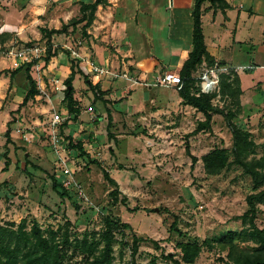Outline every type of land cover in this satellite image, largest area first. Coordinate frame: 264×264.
<instances>
[{"label":"rangeland","instance_id":"374dc122","mask_svg":"<svg viewBox=\"0 0 264 264\" xmlns=\"http://www.w3.org/2000/svg\"><path fill=\"white\" fill-rule=\"evenodd\" d=\"M81 1L88 0H69L67 4H62V7L58 8L57 15L53 16L54 23L61 27L63 23L79 18ZM113 1L118 4L113 15L120 16L121 11L128 13V34L132 42L136 44L139 54L146 50L167 60L170 47L168 39L171 37L175 39L178 34L189 37L191 33V16L187 15L183 6L181 9L178 8L176 3L178 0ZM57 2H62V0H48V11L52 12ZM182 2L190 5L188 0H182ZM190 6L189 11H191L192 4ZM103 10H108L106 5L103 6ZM104 12L103 15H105ZM65 13L66 21L63 18ZM50 14L45 13L46 20ZM100 20L102 22L104 18ZM136 21L140 23L141 32L136 29ZM37 23L39 26L42 22ZM54 23L51 25H55ZM45 24L48 25V22ZM83 25L84 22L70 26L63 33L54 34L51 37L52 51H55L56 55L66 56L69 61L75 59L79 62L82 57L97 59L95 56L99 55L103 59L108 56L114 58L115 63L118 61L120 65L119 67L107 65L110 70L117 73L125 72L121 71V54L118 57L113 55L116 49L122 47L121 42L114 40L120 29L108 24L99 25L94 21L88 27ZM31 27L34 28V24ZM26 31L30 36L33 35L31 28ZM29 43L48 44L45 39L29 41ZM24 45L26 43L23 44L18 40L7 41L1 46L0 54L8 56L7 50ZM72 51H76L79 57L74 56ZM261 58L264 62V54ZM249 59L251 58H247L245 62ZM102 65L106 66V64ZM39 66L38 69L32 67L31 70L35 73L37 82V78L45 77L43 74L45 65L41 66L39 62ZM206 67V65L203 66L200 73ZM170 71L173 70L170 69ZM84 75L89 76L85 72ZM83 76L80 74L75 81L76 92L79 86H87ZM248 77L249 75L244 76L246 83H248ZM108 78L111 79L112 76ZM117 78L119 77H113V80ZM158 87L160 93L171 102V106H166L164 117H146L145 120H137V117H116L115 128L111 124L109 130L103 126L97 129L100 135H103L104 141L106 138L109 142L115 140L113 141L115 149L113 148L111 154L107 155L109 157L107 165L104 163L105 160L101 162L111 176L119 178L121 175L122 182L118 184L120 194L117 196V202H113L109 196L108 192L113 187L103 178L101 167L91 163L89 155H83L81 160L75 161L74 153H72L78 151L74 148L75 142L72 136L66 138L67 135L62 132L65 138L61 144L62 151L66 150L67 164L70 169V175L64 177L62 168L57 163L58 160H54V156L57 159V155L51 147L49 134L43 132L44 136L41 135L38 138L43 142L44 149L38 161L39 166L24 164L19 152L16 155L11 154V159L15 161L12 163L9 161L5 174V177L9 175L10 177L6 179L4 174H0V223L14 222L17 224L25 218L29 229L36 219L45 234L58 227L62 230L68 227L71 237L76 235L80 238L83 233L87 232L90 238H98L104 229V218L106 216L113 219L118 218L128 223L130 227L119 228L114 233L112 264H175V260H179L180 264H185L180 260L181 252L178 243L194 240L204 243L205 239H210L212 246L203 245L198 257L191 264H230L227 258V248H223L218 243L228 232L232 231L236 233L234 242L238 246L247 248L257 246V243L249 236L241 234L242 229L248 225L239 217L248 208L246 197L263 190L264 182L255 184L243 166L231 162L233 160L232 133L227 122L222 115H215L211 117L210 130L191 134L197 122L203 120L204 117H192L187 114L189 111L184 110L183 102H180L181 107L176 104V99L180 94L174 88L163 87L159 84ZM142 89L144 88L136 86L134 94H141ZM53 96L62 102L57 95V89L53 92ZM90 100L91 98L87 97L82 104L86 106ZM231 100L229 97L218 95L213 99V103L221 107L232 108ZM53 108H51L52 114L56 112ZM261 110L263 114L253 119L245 117V113L240 110L232 121L247 129L251 134V139L257 143L254 152L247 156L246 161L256 163L263 159V166L258 168L263 172L264 107ZM140 122L154 129L148 135V139L153 144H148V152L144 158L137 160L134 158L130 161L126 157L127 154L140 146L131 144L130 147L127 141L131 139L129 137L126 139V136L130 135L131 128L133 131L139 130L142 127ZM44 125L50 132L49 120ZM116 134L122 135L118 138L120 140L116 141L114 137ZM94 140V137L86 138L88 143ZM3 141H5V133L0 124V165L4 164L2 154L5 148L1 145ZM214 147H224L230 151V164L218 173L207 174L201 158ZM114 150L116 155L112 153ZM93 154L96 160L102 157V153L97 155L94 152ZM128 155L130 156V153ZM193 156L196 158L195 161L192 160ZM21 167L29 172L27 173ZM128 177L138 178V181L128 184L126 180ZM65 180L70 181L66 186L63 185ZM54 181L61 183L66 189L68 187L67 197H60L54 191L52 187ZM123 196L126 197L125 203L120 201ZM256 205L258 211L255 223L258 227L264 228V200ZM67 221L70 222L69 225L66 224ZM134 237L140 240L137 241V251L132 254ZM166 254H169L171 258H165ZM65 264H87V262L82 255L75 254Z\"/></svg>","mask_w":264,"mask_h":264},{"label":"crops","instance_id":"0c3cea01","mask_svg":"<svg viewBox=\"0 0 264 264\" xmlns=\"http://www.w3.org/2000/svg\"><path fill=\"white\" fill-rule=\"evenodd\" d=\"M47 1L0 0V48L7 41L18 40L25 44L29 43V41L43 39L41 28H60L54 23L53 16L57 15L58 8L62 7V4L69 2V0L57 2L52 12L51 10L48 11ZM107 1L108 5L106 7L108 10H103V6L98 5L93 21L99 25L108 24L120 29L114 40L115 42H121L122 47L116 49L113 55L118 57L121 54V71H128V76L132 79L119 77L113 80V78L109 79L108 76L104 75L94 77L89 74L87 78H84L87 86H79L78 92H76L75 81L80 75L76 73L72 80L73 98L76 100L77 106L80 107V112L69 120L67 125L62 127L64 134L70 138L72 136V140L75 143L80 142L82 144L85 154H80L77 151L78 155L73 151L75 161L81 160L83 155H89L90 161L95 160L103 168L105 166L101 160H105V164L109 161L107 160L109 158L107 155L111 154V150L114 148L113 141L115 140L109 142L106 138L104 141L103 135H100L97 129L102 126L107 127L108 116L111 117L113 128H115L116 117H137V120H145L146 117H164L166 106H171V102L160 93L157 81L165 71H170V69L173 70L172 72L178 73L191 48V33L189 35L190 38L187 35L181 36L178 34L175 39L172 37L168 39L170 47L168 48L167 60L146 50L139 54L136 50V44L132 42L128 34L127 11H121L120 16H115L113 11L116 10L118 4L113 0ZM224 2L226 5L223 8L217 4L212 6L208 2L203 5L205 8L211 6L210 9L204 10L201 16L204 41L207 51L213 56L216 63L222 62V65L233 69L236 68L235 72L238 74L242 90L239 96L241 110L245 113V117H252L253 119L263 114L261 108L264 107V62L261 60V56L264 54V0H224ZM176 3L179 9L183 6L187 15L190 14V5L193 4V0H188L189 6L185 5L182 0H178ZM103 12L105 15H103ZM45 13H51L47 18L48 20L45 19ZM63 18L66 21V13ZM100 18H104V21L101 22ZM37 22L42 23L38 26L39 23ZM45 22H48V25ZM58 22L60 23L59 18ZM53 23L55 25H51ZM32 24H34V28L31 27ZM135 25L136 29L141 32L140 23L136 21ZM28 28L32 29V36L27 33L26 30ZM84 54L86 53L84 52ZM95 57L97 59L82 57L81 61H78V67L83 73L84 69H86L85 60L87 59L106 68H108L107 65L120 66L118 61L115 63L114 58L107 56L102 59L99 55ZM247 58L252 60L249 59L248 62H245ZM102 64H106V66ZM20 65L14 64L10 57L0 54V124L5 133L7 123L10 122V137L12 141L8 144L3 141L1 145L4 146L5 152H8L7 157L10 158V163L15 161L11 159V154L16 155L20 152L24 164L27 163L37 167L44 150L42 147L43 142L38 138L41 137L43 132L49 134L44 124L47 120L50 121V117H52L51 108L54 107L53 110H56L57 113L59 112L62 117H73V115L68 113L65 102H59L53 96L56 87L62 82L64 83L70 74V61L64 55L53 56L43 70L45 77L37 78V94L21 106L23 96L28 89L25 72L21 69L10 78V71ZM205 65V62H203L192 73V77L197 78L200 69ZM246 66L251 67L245 70L240 69ZM31 75L36 78L35 73L32 71ZM245 75H249L248 83L244 81ZM56 79L58 82L54 83L53 80ZM118 79L121 80L118 81ZM136 86L144 88L139 95L134 94ZM87 97L91 98V100L85 106L82 101ZM180 102H182L181 96L176 99V104L181 107L182 104ZM89 108L91 110H88ZM183 108L185 111H189L187 114L192 117H204L201 112H198L191 105L184 104ZM215 115L219 114H212V117H215ZM46 118L48 119L46 120ZM139 124L142 125L139 130L133 131L131 128L130 135L126 136V139L128 137L131 139L127 141L130 147L132 146L131 144L140 146L136 147L134 151H130V156L128 155L129 153L127 154L126 157L130 161L134 158L135 160L144 158L148 152V144H153L148 139V135L154 129L149 128L146 123L140 122ZM121 136L120 134L114 135L116 141L120 140L118 138ZM92 137L95 138L93 142H86V138L90 139ZM99 140L101 141L100 143ZM94 152L97 155L102 153L100 160H96ZM112 153L116 155L115 150ZM54 160H57L55 156ZM3 167L4 164L0 165V174H4V178L7 179L10 175L5 177L7 169L2 170ZM87 167L90 168L89 166ZM26 172L28 173L29 171L26 170ZM111 177L118 184L122 182L121 175L119 178L114 175ZM126 180L128 184H133L138 181V178L131 179V177H128Z\"/></svg>","mask_w":264,"mask_h":264},{"label":"trees","instance_id":"16d2710c","mask_svg":"<svg viewBox=\"0 0 264 264\" xmlns=\"http://www.w3.org/2000/svg\"><path fill=\"white\" fill-rule=\"evenodd\" d=\"M208 2L212 6L219 5L223 8L226 4L224 0H193L190 16L192 20V32H191V48L188 52V57L183 62L178 74L183 80V86L179 90V94L184 104H188L196 108L198 112L204 115V119L197 122V126L191 132L196 134L203 130H210V121L212 114H220L227 122L228 127L232 133V155L233 160L231 162L238 163L244 167L246 173L250 174L255 184H262L264 182V171L261 172L258 168L263 166V159L256 161V163L246 161L249 154L254 152L257 144L251 139L250 132L241 127V125L235 124L232 119L237 116L241 110L239 96L242 92L240 87V80L238 74L230 68L227 73H221L219 75L218 90L212 93H202L199 87L196 85L198 79L192 77V73L198 69V67L205 62L207 67L213 66L216 62L213 56L209 54L206 49L204 41V34L202 29L201 16L204 10L210 9L203 7ZM98 5H108L107 0H92L91 2H82L80 4L81 16L77 19H71L67 23H63L60 28H41L42 38L46 40L47 51L44 58V65L56 55L55 51L51 49V37L54 34H60L65 32L70 26H75L84 22V27H88L92 24L95 18V12ZM32 43H26L30 45ZM36 60L23 63L18 68L10 71V78L14 73L23 69L25 77L28 82V89L23 96V100L20 104L24 105L26 102L33 98L37 94V81L31 75V70ZM222 65L223 63H217ZM76 73L84 75L83 71L78 67V61L71 59L70 61V74L65 79L66 85L64 102L67 106L68 113L73 117L66 118L60 125V133H62V127L67 125L68 121L73 119L76 114L80 112V107L77 106L76 100L73 98L72 80ZM1 74V72H0ZM87 78L86 75H84ZM226 96L232 99V108H225L213 103V99L216 96ZM7 123L5 131V144L11 143L10 126ZM111 126V117L108 116L107 129ZM69 138V136H66ZM74 148L85 154L82 144L76 142ZM230 151L224 147H214L202 156L203 168L207 174H215L221 171L224 167L230 164L229 161ZM4 158V167L2 170H6L9 165V159L7 153L2 154ZM192 160L196 158L193 156ZM93 163H97L101 167L103 172V178L113 187L109 191V196L113 202H117V196L120 194L118 183L110 176L109 172L101 166L100 163L95 160H91ZM27 164V163H26ZM52 187L60 197H67V189L62 186L61 183L53 182ZM264 200V189L250 194L246 197V203L248 205L247 210L239 218L243 220L248 226L242 229L241 234L249 236L257 243V246L247 248L240 247L234 242L235 232H228L227 235L220 240V244L223 248H227V258L230 264H264V228H260L256 225L255 219L257 215V203ZM122 203L126 202V197L123 196L120 200ZM66 224H70L67 221ZM130 225L120 219H113L109 216L104 218V229L99 234L98 238H90L89 233L85 232L79 238L74 235L71 237L68 227L63 229L58 227L56 230H50L48 234H45L38 221L34 219L30 228H27L26 219L22 218L19 223L14 222L1 224L0 223V264H65L66 261L71 260L75 254L82 255L87 264H112L113 259V243L114 233L119 228H129ZM138 237H134L132 244V254L137 251ZM155 244H158L154 241ZM212 246L210 239H205L204 243H200L198 240L185 241L178 243V247L181 252V262L185 264H191L198 257L201 252L202 246ZM165 258H171L169 254L165 255ZM175 264H180L179 260L174 261Z\"/></svg>","mask_w":264,"mask_h":264},{"label":"built area","instance_id":"2783aa9c","mask_svg":"<svg viewBox=\"0 0 264 264\" xmlns=\"http://www.w3.org/2000/svg\"><path fill=\"white\" fill-rule=\"evenodd\" d=\"M47 51V45L45 44H30V45H24L20 48H10L7 50V55L12 59L14 64H23V63H29L34 60L35 63L33 67H36L38 69L39 62L41 63V66L44 64V58ZM72 54L74 56L79 57V54L76 51H72ZM86 69H84V72L87 74H91L94 77L97 76H112V78L120 77L131 80L132 78L128 76L127 71L117 73L109 68L103 67L98 65L92 60H85ZM251 66L241 67V70H245L247 68H250ZM232 67H228L226 65H218L215 63L211 67H206L200 75L196 78L199 82L196 83V85L199 87L200 92L202 93H212L217 90L218 87V81H219V75L221 73H227L228 70ZM236 71V68L233 69ZM54 83H57L58 80H53ZM135 82V81H134ZM158 84L163 87H169L174 88L176 91L181 90L183 86V80L181 79L180 75L178 73L167 71L165 72L159 79ZM57 89V95L60 98V101L64 100V94L66 85L62 82L59 86L56 87ZM88 110H91L89 108ZM67 117H62L59 113L55 112L52 114V117L50 118L49 124H50V144L53 148L54 153L57 155V160L59 165L62 168V172L64 177L67 175H70V169L67 164V153L66 150L62 151V142L65 141L64 136L60 133V125L61 123L66 119ZM64 153V154H63ZM64 155V156H63ZM70 183L69 180L64 181V186L68 185Z\"/></svg>","mask_w":264,"mask_h":264}]
</instances>
